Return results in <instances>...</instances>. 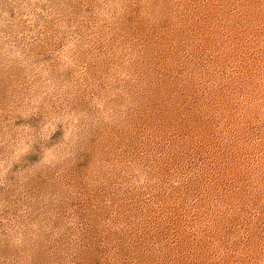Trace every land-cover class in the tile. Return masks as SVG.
Segmentation results:
<instances>
[{
	"label": "rangeland",
	"instance_id": "rangeland-1",
	"mask_svg": "<svg viewBox=\"0 0 264 264\" xmlns=\"http://www.w3.org/2000/svg\"><path fill=\"white\" fill-rule=\"evenodd\" d=\"M0 264H264V0H0Z\"/></svg>",
	"mask_w": 264,
	"mask_h": 264
}]
</instances>
